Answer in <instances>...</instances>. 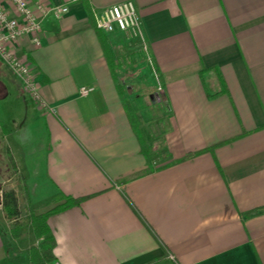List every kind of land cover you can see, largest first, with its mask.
I'll use <instances>...</instances> for the list:
<instances>
[{"label":"crops","instance_id":"1","mask_svg":"<svg viewBox=\"0 0 264 264\" xmlns=\"http://www.w3.org/2000/svg\"><path fill=\"white\" fill-rule=\"evenodd\" d=\"M123 1L30 0L70 10L42 22L39 48L14 47L46 108L0 64L1 153L20 207L46 215L86 198L48 219L50 264H264V0H130L157 110L124 96L99 43L92 14ZM23 234L0 214V264H31Z\"/></svg>","mask_w":264,"mask_h":264},{"label":"built area","instance_id":"2","mask_svg":"<svg viewBox=\"0 0 264 264\" xmlns=\"http://www.w3.org/2000/svg\"><path fill=\"white\" fill-rule=\"evenodd\" d=\"M30 0H0V64L20 81V86L40 108H46L48 104L40 96V88L36 82V76L31 70L30 63L24 57L14 51L15 45L21 40L29 38L34 47L41 46L40 32L43 29L42 22L48 17L60 20L69 13V8L62 5L38 3L35 9L30 7ZM5 5L10 6L16 16L7 12ZM93 15L96 29L102 34L116 35L131 34L136 37L141 20L139 9L133 1H123L108 6L101 10H95ZM95 91L94 87H83L79 96L86 97ZM57 264V263H55Z\"/></svg>","mask_w":264,"mask_h":264},{"label":"rangeland","instance_id":"3","mask_svg":"<svg viewBox=\"0 0 264 264\" xmlns=\"http://www.w3.org/2000/svg\"><path fill=\"white\" fill-rule=\"evenodd\" d=\"M135 39V36L131 34H124L121 38L116 40L113 39V41L109 42V46L111 45L115 50L114 57L111 56L113 59L111 67L116 77V85H120L123 88L124 96L127 97L130 102H133L135 108H140L142 110L163 109V104H165L166 101L165 96H163L161 92L162 88L157 81V73L154 71L149 58L146 57L143 50H140L141 48L135 42ZM162 114L163 112L159 110L156 117ZM3 136V130L0 129V214H2L1 190L3 187L6 188V186L14 188L16 184L15 179H12L9 172V166L4 162V154L1 153V146H5ZM24 202H26L25 198L22 199L21 204L23 207H26L27 205ZM22 211V216L25 219L28 214H31V216L34 215L29 209L25 211L22 209ZM25 219L21 222V230L22 233H24L23 236L25 240L27 239L26 242L29 240L28 245L38 247L41 242L33 236L34 232L33 229H31L30 221Z\"/></svg>","mask_w":264,"mask_h":264},{"label":"trees","instance_id":"4","mask_svg":"<svg viewBox=\"0 0 264 264\" xmlns=\"http://www.w3.org/2000/svg\"><path fill=\"white\" fill-rule=\"evenodd\" d=\"M98 36H99V43L100 46L103 48V54L106 57V59L111 63H113V59L111 57V50L108 45V37L105 34H101L100 31L95 29ZM128 107V106H127ZM130 110V109H129ZM131 111V110H130ZM224 144V143H223ZM223 144H219L218 146H223ZM206 151H199L197 153H191L186 155V157L179 161H175L172 164H178L180 162H185L186 160L197 157L200 153H203ZM8 166L10 168V174L12 179H15L17 176V166H15L14 161L10 154H8ZM2 197H1V205H2V214L3 217L6 219V221H9L12 224L14 233L17 236H21L22 230H21V222L24 221L25 218H23V211L20 207V204L18 203V192L15 191L13 187L6 186V188L3 187L1 190ZM86 198H78V199H69L65 198V202L62 205H59L58 208H53L49 212L46 213V215H33L31 214L27 215L25 220H29L31 229H33L34 237L41 240V243L38 247H34V249H31L30 255H31V264H50L55 259V255L53 254V250L57 245V242L55 241L54 237L51 235V230L48 228L47 221L50 218L51 215L54 213H59L62 210H65L67 208H71L74 206H78L81 203L84 202ZM27 209H24V211ZM25 213V212H24Z\"/></svg>","mask_w":264,"mask_h":264},{"label":"water","instance_id":"5","mask_svg":"<svg viewBox=\"0 0 264 264\" xmlns=\"http://www.w3.org/2000/svg\"><path fill=\"white\" fill-rule=\"evenodd\" d=\"M153 99V98H152ZM153 101H154V99H153Z\"/></svg>","mask_w":264,"mask_h":264}]
</instances>
